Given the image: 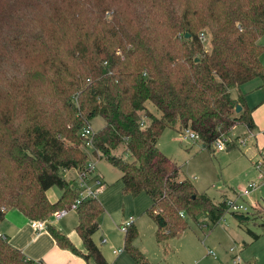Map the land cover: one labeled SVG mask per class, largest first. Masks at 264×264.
<instances>
[{"label":"trees","instance_id":"16d2710c","mask_svg":"<svg viewBox=\"0 0 264 264\" xmlns=\"http://www.w3.org/2000/svg\"><path fill=\"white\" fill-rule=\"evenodd\" d=\"M262 35L264 0H0V222L8 209L29 220L70 209L79 190L64 174L84 170L80 130L98 118L89 151L120 170L124 193L150 197L158 242L179 235L188 218L214 226L224 198L181 179L157 142L166 128L188 129L210 150L237 123L254 127L239 87L255 77L264 85ZM54 186L61 194L51 202ZM75 210L82 250L47 225L49 233L59 247L107 264L92 239L102 204L85 197ZM136 237L131 224L124 250L133 264H152ZM0 264L34 261L0 235Z\"/></svg>","mask_w":264,"mask_h":264},{"label":"rangeland","instance_id":"374dc122","mask_svg":"<svg viewBox=\"0 0 264 264\" xmlns=\"http://www.w3.org/2000/svg\"><path fill=\"white\" fill-rule=\"evenodd\" d=\"M258 42L264 48V35ZM204 46L205 49H210L207 44ZM260 62L264 69V49L260 55ZM262 84V79L255 77L239 87L250 113L264 100ZM237 95L236 91L232 92L234 98ZM147 109L154 114L157 113L150 102L147 103ZM239 112L234 111V114L237 115ZM90 124L95 131L102 127L98 118L93 119ZM244 134L248 138L244 146L230 143L231 145L228 144L223 150H217L214 146L208 150L203 148L198 140L184 139L182 134L174 129L166 128L162 132L157 146L164 155L179 166V177L189 179L198 192L207 194L216 202L223 199V195L232 199L237 198L248 182L256 181L260 184L249 196L238 201L252 210L247 214L246 220L240 221L230 211H226L214 226L208 225L204 217H200L198 223L188 218L187 228L165 243L156 240L157 226L146 214L151 204L150 197L145 192L137 195L124 193L120 170L107 160L98 159L91 151L84 149L87 158L94 162L95 174L99 175L103 184L97 199L104 211L98 219L100 229L93 236L103 257L110 264H113L114 259L119 264H132V258L125 251L117 258L111 254L112 248H124V233L120 231V225L132 218L137 228L135 241L143 245L146 256L152 264H264V212L259 211L260 207L257 205L264 203V180L251 158V150L257 151L255 141H251L248 128L242 122L237 123L227 136L234 140L236 137H245ZM123 150L121 146L114 153L121 154ZM262 152L264 154V149ZM124 158L130 159L129 156ZM262 172L264 173V168ZM74 173L76 174V171L73 172V176ZM69 177L72 175L67 174V178ZM48 194L52 198L59 197L60 190L54 186ZM257 201L259 203H256ZM46 219L50 222L48 225L56 229H58L57 225H61L67 231L76 232L75 209H70L59 219L52 216ZM124 219L126 220L123 222ZM44 231L49 233L47 227ZM62 234L74 245L69 236ZM236 255L239 257L238 263L233 262Z\"/></svg>","mask_w":264,"mask_h":264},{"label":"crops","instance_id":"0c3cea01","mask_svg":"<svg viewBox=\"0 0 264 264\" xmlns=\"http://www.w3.org/2000/svg\"><path fill=\"white\" fill-rule=\"evenodd\" d=\"M244 100H245V97H244ZM251 118H252L254 127L252 129H248V135H249V137L250 136L252 137L251 141H255L254 145H255V148L257 150V151H255L253 149L251 150V152H252L251 158L253 161V160H256L257 158H259L263 154L262 151L264 149V100L261 104H259L257 106V108L253 112L251 111ZM244 136H245V134H244ZM245 138H246V143H245V145H246L248 142V138H247V136H245ZM158 141H159V139H158ZM235 143L236 142L233 141L231 144H235ZM157 144H158V142H157ZM231 144H229V145H231ZM241 146H244V145H241ZM255 154H257V155L255 156ZM73 172H75V171L65 172V174H64L65 178H67V174H70V175H72V177H69V178L71 180L72 179L75 180L76 174L74 173L75 176H73ZM96 176L99 177V175L97 173H96ZM99 179L101 180L100 177H99ZM51 188H49L46 191V194H47L48 199L51 202H55V201H57V199L59 197L55 196L54 198H52L49 196L48 192L50 191ZM60 194H61V192H60ZM226 197H227V195H223L222 198H226ZM212 200L215 201L214 199H212ZM256 203H259V202L257 201ZM257 205L259 207L260 206L264 207V203H259ZM99 217H98V219H99ZM125 220L126 219H124L123 222ZM132 224L136 228L135 220H133ZM76 225H77V223H76ZM57 228L62 233L66 234L67 236H69L71 238V240L73 241V243L77 249L82 250V241H81L80 237L78 236L77 232L67 231L65 229V227H63L61 225H57ZM99 229H100V222L98 221V230ZM121 232H123V231H121ZM123 233H125V232H123ZM94 234L92 235V239H93ZM0 235L3 236L11 245L20 249L25 254V256L27 258H31L34 261V264H97L92 258H88V259L84 258L83 256L78 255L69 249L59 247L56 244L53 237L51 236V234L49 235L48 232H46V231L35 232L30 226L29 218L25 217L21 212H19L16 209L5 210L4 218L0 222ZM165 242L166 241L159 242V243H165ZM133 244L137 248H140L142 250V252L144 253L145 257L147 258L146 250L144 249L143 245H141L139 242L136 243L135 240L133 241ZM123 246H124V236H123ZM114 250H121V252L114 253L113 252ZM124 251H125L124 248H112L111 254L115 258H117ZM105 261L107 262V264H110L106 259H105ZM132 261H133V259H132ZM113 264H119V263H117L116 259H114ZM132 264H133V262H132Z\"/></svg>","mask_w":264,"mask_h":264},{"label":"built area","instance_id":"2783aa9c","mask_svg":"<svg viewBox=\"0 0 264 264\" xmlns=\"http://www.w3.org/2000/svg\"><path fill=\"white\" fill-rule=\"evenodd\" d=\"M141 125H144L142 122ZM95 134V130L92 128L90 123H85L84 126L80 130V136L82 137V146L86 150H90L89 148L92 145L93 136ZM184 139L189 140H198L197 134H195L191 130H184L181 133ZM236 142L239 145H245L246 138L245 137H236L234 140L227 136V134H221L216 141L214 142V147L217 150H223L227 147L228 144L232 142ZM90 152V151H89ZM256 169L260 172V177L264 180V173L262 169L264 168V154H262L259 158L254 160L253 162ZM73 185L76 189L79 190L78 198L76 201L71 205L70 209H75L79 202L84 199L85 197H95L97 198L98 194L103 189V184L99 177L95 174V164L92 160H86L84 164V170L77 173L76 179L73 182ZM259 183L256 181L248 182L247 185L241 190L240 194L237 195V198H224V203L226 205L227 211L230 212H239V213H246L249 214L252 210H249L247 206L238 202L240 198H244L249 196L254 190L259 187ZM70 209H59L52 213V217L59 219L63 217ZM250 211V212H249ZM182 217L183 214L180 213ZM48 219H39V220H30V226L35 232H42L46 229L48 225ZM133 223V219H127L123 224L120 225V230L126 232L127 228ZM232 250V249H230ZM114 253H119L121 250H114ZM210 253V252H208ZM238 255L233 258V262H238Z\"/></svg>","mask_w":264,"mask_h":264},{"label":"water","instance_id":"95a60500","mask_svg":"<svg viewBox=\"0 0 264 264\" xmlns=\"http://www.w3.org/2000/svg\"><path fill=\"white\" fill-rule=\"evenodd\" d=\"M240 110H241V106L239 104H237L235 107V112H239Z\"/></svg>","mask_w":264,"mask_h":264}]
</instances>
